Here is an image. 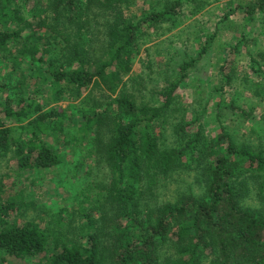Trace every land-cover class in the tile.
Listing matches in <instances>:
<instances>
[{
  "label": "trees",
  "instance_id": "obj_1",
  "mask_svg": "<svg viewBox=\"0 0 264 264\" xmlns=\"http://www.w3.org/2000/svg\"><path fill=\"white\" fill-rule=\"evenodd\" d=\"M207 2L0 0V66L19 71L27 63L23 83L36 80L30 92L10 93L0 107V158L10 156L21 172L56 168L59 155L44 134H58L74 147L83 143L87 157L108 168V181L96 185L94 194L83 192L67 222L58 219L52 227L12 218L18 206L4 201L0 180V264H264L260 61L251 58L256 81L222 67L225 85L211 99L226 85L236 90L228 106L220 97L213 110L217 120L244 117L240 125H250L242 135L225 127L216 137L206 135L200 116L187 120L193 106L178 101L215 36L197 58L179 62L176 78L149 100L136 86L140 78L132 76L145 31L165 36ZM140 5L149 7L136 17ZM245 14L264 17V0L247 4ZM260 58L264 63V51ZM240 86L262 102L259 117L238 105ZM44 93L49 104L70 102L71 111L45 109L38 102ZM190 172L198 179L184 187Z\"/></svg>",
  "mask_w": 264,
  "mask_h": 264
},
{
  "label": "rangeland",
  "instance_id": "obj_2",
  "mask_svg": "<svg viewBox=\"0 0 264 264\" xmlns=\"http://www.w3.org/2000/svg\"><path fill=\"white\" fill-rule=\"evenodd\" d=\"M209 1L208 5H203L197 15L184 20L165 36L157 38L153 31H145L139 52L134 59L132 76L140 78L138 80L140 85L136 86L149 100L153 96L152 91L158 92L176 78L173 70L179 62L197 58L201 46L207 43L209 37L215 36L209 53L182 84L178 101L193 106V109H188L187 120L191 122L195 117L200 116V123L205 127L206 135L216 137L223 127L229 129L230 133L242 135L250 125L249 122L245 123V127L240 125L244 117L221 116V120H217L216 116L219 114L213 110L214 103L220 101L222 97L225 99L224 105L228 106L235 97L236 90H231L226 85L223 94L217 93L215 99H211L216 94V88L225 85L220 77L222 67L225 68L226 73L235 70L238 78L247 76L255 79L252 73L255 70L253 63L251 64L253 57L260 61V68L264 71V63L260 58V53L264 51V17L258 15L256 20H250L246 16L245 7L253 0ZM238 5L242 7L238 8ZM148 7L140 5L136 9V17L141 15L143 8L147 10ZM185 12L188 13L187 9ZM243 35L247 40H241ZM237 45L239 50L234 51ZM226 59L230 61L228 65ZM164 61H169L172 66L169 68ZM4 65L0 66V107L4 105L7 95L11 93V96L15 97V93H28L34 88L36 81L27 79V82L23 83L22 73L29 75L30 67L27 63L19 71L12 70L10 65ZM255 67L256 70L259 69ZM241 81L244 82V79ZM6 85H9V90L4 88ZM240 92V96H237L238 105L247 111H254V115L259 117L262 114V102L243 86H240ZM48 100L49 96L46 93L38 96L39 104L44 105L47 110H69L71 107L70 102L65 100L53 101L51 104L47 102ZM222 111L230 114L229 110ZM198 124L194 123L193 131H197ZM13 126L16 128L15 135L18 136L21 130L18 124ZM44 139L59 155V165L56 168L21 172L17 162L10 160L8 156L0 158V180L5 187L4 201L11 198L18 206L12 218L21 224L36 221L52 227L53 222L58 219L63 218L64 222H67L70 214L81 206L83 192L94 194L93 188L96 185L108 181V168L99 158H88L83 143L74 147L67 144V140L59 137L58 134L56 136L44 134ZM183 177L184 187L198 179V175L194 172L187 173ZM89 183L94 185L89 186ZM88 186L91 188L88 189ZM5 264L10 263L5 262Z\"/></svg>",
  "mask_w": 264,
  "mask_h": 264
}]
</instances>
